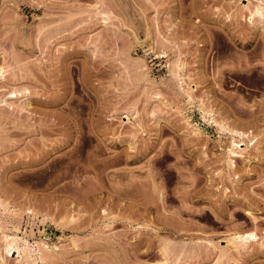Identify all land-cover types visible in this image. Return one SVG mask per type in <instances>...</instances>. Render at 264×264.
Segmentation results:
<instances>
[{"label":"rangeland","instance_id":"1","mask_svg":"<svg viewBox=\"0 0 264 264\" xmlns=\"http://www.w3.org/2000/svg\"><path fill=\"white\" fill-rule=\"evenodd\" d=\"M258 1L0 0V223L31 264H264ZM205 110L245 133L230 168Z\"/></svg>","mask_w":264,"mask_h":264},{"label":"bare ground","instance_id":"2","mask_svg":"<svg viewBox=\"0 0 264 264\" xmlns=\"http://www.w3.org/2000/svg\"><path fill=\"white\" fill-rule=\"evenodd\" d=\"M264 4L263 0H259L258 4L255 8V12L259 15H264ZM251 13V12H250ZM3 71H0V76L3 77ZM11 97H16V94H13ZM205 118L208 121H213L217 126L221 133L229 134L231 136L230 138V146L226 150V158L229 168L234 166V163H232V156H239L241 155V149L236 150L238 146V141H243V137L245 136L244 132L234 130L230 128L225 122L218 121L215 119L214 114L211 110H205ZM236 137L239 138V140H236ZM7 211H10V213H14L13 209H7ZM12 213V214H13ZM246 214L250 215L251 212L247 210ZM251 216V215H250ZM253 219V218H252ZM0 239L4 241V246H0V259L3 261V253L5 255H13L14 253H17V257L22 258L26 264H31L36 261V259L44 256V251L46 246L44 243H38L33 242L29 243V241L20 236L18 233L14 232L13 234H8L6 230L1 226L0 223ZM226 243H229L233 246V248H237V246L241 243H251L257 240V233L256 232H248V233H236L230 236V238H226ZM239 247V246H238ZM48 249V248H47ZM37 250V251H35ZM43 254V256H42ZM37 255V256H36ZM21 259V260H22Z\"/></svg>","mask_w":264,"mask_h":264}]
</instances>
